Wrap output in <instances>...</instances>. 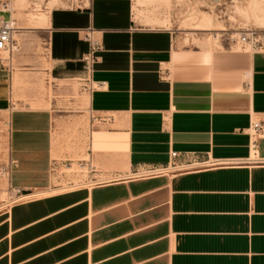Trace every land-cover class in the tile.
Segmentation results:
<instances>
[{"label":"crops","instance_id":"1","mask_svg":"<svg viewBox=\"0 0 264 264\" xmlns=\"http://www.w3.org/2000/svg\"><path fill=\"white\" fill-rule=\"evenodd\" d=\"M141 1L54 7L0 60V162L19 198L0 209V264H264V165L183 157L249 155L264 53L187 47ZM88 30L102 45L92 63ZM173 152L180 168L137 175ZM87 157L99 180L60 191L74 180L55 167Z\"/></svg>","mask_w":264,"mask_h":264},{"label":"rangeland","instance_id":"2","mask_svg":"<svg viewBox=\"0 0 264 264\" xmlns=\"http://www.w3.org/2000/svg\"><path fill=\"white\" fill-rule=\"evenodd\" d=\"M11 1L16 8V16L23 22L19 25L23 27L35 26L38 18L44 14L47 15L46 11L54 7L77 4L80 0H48V2L46 0H24L22 5L17 4V0ZM141 6L144 9L142 14H145L147 18H162L164 24L171 27L182 44L187 47L222 49L229 46L228 36L234 34L240 37L242 34L252 32L256 33L255 36L261 37L260 41L264 43L262 38L264 35V0H143ZM3 15L7 18L9 13L5 12ZM147 22L151 23V21ZM23 31H28L29 39L34 42L35 37H32L33 33H30L33 30ZM42 36L46 38V34ZM41 43L45 44L46 41ZM237 47L241 48L240 45ZM246 49L252 50L250 46ZM97 148L98 146L94 145V149L97 150ZM89 159L91 157L86 158V160ZM8 165V162H0V209L10 207L19 199L15 191L10 188L9 172L3 174V168ZM66 165L59 169L55 168V172L70 177L74 182L70 184V180L64 181L60 191L89 189L95 180H99L93 176L96 173L88 174L87 169L82 171L80 164L73 165L71 168Z\"/></svg>","mask_w":264,"mask_h":264},{"label":"built area","instance_id":"3","mask_svg":"<svg viewBox=\"0 0 264 264\" xmlns=\"http://www.w3.org/2000/svg\"><path fill=\"white\" fill-rule=\"evenodd\" d=\"M48 2V0H46ZM11 0H0V60L9 62L13 54L19 51L20 46L16 39V22L13 18V11L11 10ZM8 12L9 16L6 18L3 13ZM255 32L250 34H242L240 37L234 34L227 37L229 46L240 45L241 48H247L250 46L252 52L264 53V43L260 41L261 37L255 36ZM85 39L90 43L91 51L85 56V60L92 63L95 60L94 54L102 49L101 43L93 36V30H88L84 34ZM264 39V35L262 36ZM264 133V124L261 121L252 122L248 129L249 140V155L246 158H228L217 159L210 162L202 161L200 158L193 154H184L183 157L188 161L187 165L190 168H216V167H244V166H262L264 165V158L260 154V141ZM181 154L177 152L172 153L173 162L167 166L157 168H145L137 173L139 177H152L169 172L172 169L180 168L183 166L179 164V158ZM69 168L71 164H67ZM80 169L84 171L87 169L88 174L96 173V167L92 163L91 159L83 161L80 165ZM56 168V167H55ZM11 165L3 168V174L9 172Z\"/></svg>","mask_w":264,"mask_h":264},{"label":"bare ground","instance_id":"4","mask_svg":"<svg viewBox=\"0 0 264 264\" xmlns=\"http://www.w3.org/2000/svg\"><path fill=\"white\" fill-rule=\"evenodd\" d=\"M17 4H20V5H22L23 3H24V0H22V1H20V0H17V2H16ZM15 8V7H14ZM14 8H13V4H12V6H11V10L14 12ZM195 12V11H194ZM193 12V13H194ZM15 13V12H14ZM13 13V14H14ZM198 14V13H197ZM202 15H205V14H202ZM14 16H15V18H17L18 19V21H20L19 20V17L18 16H16V14H14ZM14 16H13V18H14ZM15 18H14V20H15ZM193 19V18H192ZM209 19H210V17H209ZM46 20H48L47 19V15H43V16H40L39 18H38V20H37V23H36V25H43V24H45V22H46ZM202 20V19H201ZM17 21V23H16V28H17V30L18 29H26L27 27H22V26H20L19 25V23L20 22H18ZM15 22H16V20H15ZM204 23V22H203ZM206 24H207V22H205ZM210 24V23H209ZM212 24V23H211ZM210 24V25H211ZM194 27V26H193ZM197 27V26H196ZM200 27V26H199ZM202 27V26H201ZM210 27V26H209ZM213 28V27H212ZM205 29H207V28H205ZM20 34L18 33L17 34V38H18V36H19Z\"/></svg>","mask_w":264,"mask_h":264}]
</instances>
